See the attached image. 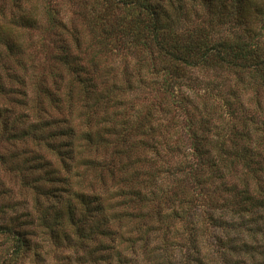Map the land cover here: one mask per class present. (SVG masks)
Segmentation results:
<instances>
[{
    "label": "rangeland",
    "instance_id": "obj_1",
    "mask_svg": "<svg viewBox=\"0 0 264 264\" xmlns=\"http://www.w3.org/2000/svg\"><path fill=\"white\" fill-rule=\"evenodd\" d=\"M182 5L193 22L189 16L184 21L185 34L194 39L199 27L208 33L205 22L214 16L198 0H182ZM106 7V0H0V223L16 231L0 237V264H126L119 254L83 252L69 226L57 240L47 228L53 219L44 223L34 209L36 199L47 206L62 194L64 130L89 123L91 141L76 138L81 154L72 163L70 187L87 185L101 163L116 177L104 204L134 212L137 206H128L119 194L138 189L148 197L158 195L155 208L161 201L162 222L154 219L147 234L149 250L156 252L128 264L185 263L182 255L189 264H243L250 254L256 257L253 264H262L264 240L249 234L264 229V68L259 74L254 68V62L264 63L262 13H255L257 24L250 32L231 18L220 20L217 34L209 38L226 56L232 53L229 45L246 46L251 60H238L236 69L210 60L164 88L148 75V69H160L161 56L151 45L128 44L119 31L129 15L107 13ZM104 13L114 18L117 32L101 30L96 19ZM226 37L228 51L221 48ZM78 70L97 89L101 81L108 88L115 83L119 105L84 100ZM109 120V126L130 127L127 136L97 131ZM129 162L133 177L123 169ZM45 172L52 175L48 180ZM176 188L185 191L177 201ZM168 195L175 200L169 202ZM193 207L204 213H194ZM189 222L194 230L186 227Z\"/></svg>",
    "mask_w": 264,
    "mask_h": 264
},
{
    "label": "trees",
    "instance_id": "obj_2",
    "mask_svg": "<svg viewBox=\"0 0 264 264\" xmlns=\"http://www.w3.org/2000/svg\"><path fill=\"white\" fill-rule=\"evenodd\" d=\"M106 1L107 13L115 10L125 11V13L129 15V18H126L127 22H125V25L122 27L123 29L119 31V34H122V36L125 37L124 40H128V44H132L133 47H145L151 45L153 50L157 52V55L161 56L162 62L160 69H157V71L148 69V75H155V78L160 79L164 88H168L170 83L179 82V79L181 78V75L184 74L185 70L204 67L210 60L212 62L215 59L218 60L222 65L226 66L227 69L240 68L239 66L241 64L238 60H251V51H247L246 46L243 47L239 43L235 47L229 45V51L232 52L231 56H226L227 53L220 54V52L209 44L210 34H217L215 30L218 29V26H220V20H230L233 18L232 21L245 26V29L250 32L253 25L257 24L254 16H257L258 14L255 13H262L261 15L264 17V0H198L202 7H204L207 12L214 17L213 19L210 18V20L208 18L205 22V27L209 28V31L207 30L208 33L202 30V27H199L197 30H194L195 34L196 32L198 34L193 39L192 37L195 35H186L183 30V23L186 19H188L189 14L186 13L185 9L183 10L182 0H168L167 2H165L166 0ZM107 13L101 14L99 18L96 19V22H101V30L103 32H117V23L114 21V18L112 19L108 16L110 13L108 15ZM189 19L190 23L193 24L191 17ZM262 19L263 18H261V22L263 23L264 20ZM175 23H177L180 27H178L177 24L175 25ZM107 26H110V29H108ZM223 40H225L223 42L225 43L228 40V37L223 38ZM128 41H125V43ZM119 44L121 43L119 42ZM226 46L227 43H225L221 48L227 50ZM254 63H256L254 68L257 71V74L262 73L261 69L264 68V63ZM249 66L251 67V65L248 64V67ZM161 68H165L166 71ZM243 68L246 69V65ZM82 71L83 70H78L74 73L76 81L80 85L79 90L85 95L84 100H88V102H94L95 100L97 102H94L95 104L100 102L103 105V103L106 102L109 104L119 105L118 103L120 100L117 97L119 88L115 85V83H110L108 88L107 81H101L100 87L97 89L92 85L91 78H80V73ZM106 89H108L107 94L101 98ZM88 90H92V93H88ZM70 95L71 94L68 95L67 99H70ZM105 97V101H100ZM70 100L71 103L73 99ZM70 108L72 109L71 106ZM68 110L71 111L70 109ZM105 118L106 117H103V119ZM111 120L104 122L105 126L97 129V131L104 130V134L106 135L114 133L117 134L118 132L121 136L126 137L130 127L125 124H123L120 128L109 126L108 124ZM89 126L90 123L84 126V128L78 127L77 130H73V128H67L64 130L65 142L62 146L60 154L61 167L65 176L63 179L65 183L63 184L64 187L62 189V194L58 196L59 198L57 197L56 202L52 201L47 206L40 205V200L36 199L34 209L39 216H43L44 223L51 224L47 222L46 218L53 219V224L51 226L47 225V228L57 240L60 239V234L58 233L63 231L65 226H69L73 228L72 233L76 238V246H79L80 250L83 252L93 253L98 256L102 253L109 255L119 254L118 256L120 258L123 257L126 264L130 262L134 263L135 261L139 262L134 259L138 256L140 257V255L146 256L149 252H156L153 248L152 250H149L148 240L150 235L147 234L153 230L152 224L154 219L162 222L161 220L163 215L160 211L161 201H158L159 203L155 205L157 208L153 206V202L160 198H157L158 195L154 193H151V196L148 197L144 193H141L138 189L128 193L127 196H125L122 192L119 194V196L124 195L123 200L128 204V206H131V204L137 206V209H135L134 212H129V207H115L104 204V199L107 200V198L104 197L105 193H109L111 191V187L115 184L116 177L114 176V171H112L111 168L101 163H97V166L93 167V169L96 168V170L92 172L93 178L87 185L85 183L83 185L82 183V185L77 189H72L70 187L68 178L72 175V163H74L76 155L78 153L81 154V152H79V142L78 144L76 143V138L85 142L91 141L90 138L93 134L90 133L91 128ZM81 133L83 134L81 135ZM97 136L100 138L99 133H97ZM13 137L16 138L17 136L13 135ZM46 145H50V143H46ZM122 157L125 156L122 155ZM91 164L92 160L88 161L87 168ZM123 169L126 170L132 177L135 176L136 171L133 169V165L130 164V162L128 165H124ZM107 174L111 176V179H108ZM43 176L46 180H48L52 175L51 173L49 174L45 172ZM199 183H202V179ZM180 192L185 193L184 190L180 191V189L177 188L173 192L176 201ZM47 195L49 194H45V196ZM115 196L118 195L115 194ZM174 197L168 195L167 200L169 202H173V200H175L173 199ZM144 203L147 206L146 212L145 209L144 211L142 210ZM179 203L183 204L182 199L179 200ZM263 203L264 200L261 204ZM116 208L119 209V211H117ZM199 208L200 207H193L194 213L197 210L204 213V211ZM261 208L262 212H264V204ZM174 215L178 216V211H175ZM189 215L192 217V213ZM17 219H19L18 216ZM15 221L18 222V220ZM262 221V225L264 227V218H262ZM252 222L257 223L255 220ZM196 223L197 228L199 229V225L201 224L200 219H198ZM189 224L190 222L186 225V227L194 230L193 225L190 227ZM191 224H193L192 221ZM259 225L260 224H258V226ZM253 230L254 231L249 233L250 235L261 236L264 240V229H261L260 227L259 230ZM258 232L259 234H257ZM17 233L19 234V232ZM13 234H16V231L14 232L10 229L7 223L2 221L0 223V237L10 238ZM65 237L66 235H64V238ZM21 238L24 239L23 237H20V240ZM25 242L26 241L24 239V243ZM19 243L21 248L23 243L20 241ZM90 244L92 247L95 244L93 249L90 247ZM232 251L234 252L233 249ZM261 251H263L261 254L264 256V247H261ZM16 252L18 253L19 250L16 249ZM252 255L254 259L251 260ZM254 255L255 254H250L251 262H249L250 260L248 259V263L243 264L255 263L256 257ZM180 258L186 260L185 263L181 261L183 264L190 263V260L186 255H182ZM181 262L178 264H182ZM261 262L264 264V257Z\"/></svg>",
    "mask_w": 264,
    "mask_h": 264
}]
</instances>
